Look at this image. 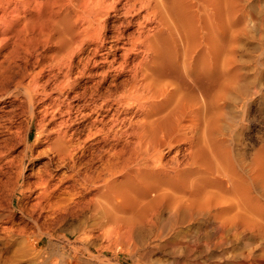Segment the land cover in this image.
<instances>
[{"label":"bare ground","instance_id":"bare-ground-1","mask_svg":"<svg viewBox=\"0 0 264 264\" xmlns=\"http://www.w3.org/2000/svg\"><path fill=\"white\" fill-rule=\"evenodd\" d=\"M0 85L30 113L20 153L0 133V264H47L52 222L133 264H264V0H0Z\"/></svg>","mask_w":264,"mask_h":264},{"label":"rangeland","instance_id":"rangeland-1","mask_svg":"<svg viewBox=\"0 0 264 264\" xmlns=\"http://www.w3.org/2000/svg\"><path fill=\"white\" fill-rule=\"evenodd\" d=\"M249 45H252V43ZM2 92L3 89L0 85V133L2 134L5 126L12 125L14 132H17L15 138L16 152L20 153L24 147L23 139L26 133L28 114L30 113H28L26 103L23 104L19 100L15 101L13 95ZM29 131V147L32 149L31 152L37 153L45 146V132L36 122ZM38 134L40 137L36 140ZM34 161H36L33 162L35 164L32 163L30 155L25 160L24 168L26 176L32 171L33 167L36 168L40 163L38 160ZM23 199L24 196L18 201L21 202ZM15 216L18 225L26 223L29 225L27 229L29 232L32 230L37 231L36 225L32 224L29 217L28 219L25 218L19 210L16 211ZM42 222L43 218H40L39 223L42 224ZM37 247L42 250L47 264H100L102 259H106V264H133V258L123 250H100V245L97 247L93 244L87 247L83 241L79 240L78 233L70 232V229L66 228V224L60 225L52 222V224L48 223L46 226H43L41 228V239L37 243Z\"/></svg>","mask_w":264,"mask_h":264}]
</instances>
